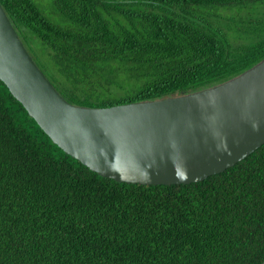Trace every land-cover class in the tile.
I'll return each instance as SVG.
<instances>
[{"label":"trees","instance_id":"obj_1","mask_svg":"<svg viewBox=\"0 0 264 264\" xmlns=\"http://www.w3.org/2000/svg\"><path fill=\"white\" fill-rule=\"evenodd\" d=\"M0 4L28 53L41 48L30 55L39 69L77 106L206 89L264 58V0ZM263 261L264 144L199 182L119 183L53 144L0 81V264Z\"/></svg>","mask_w":264,"mask_h":264},{"label":"water","instance_id":"obj_2","mask_svg":"<svg viewBox=\"0 0 264 264\" xmlns=\"http://www.w3.org/2000/svg\"><path fill=\"white\" fill-rule=\"evenodd\" d=\"M0 81L53 144L119 183L199 182L264 144V58L206 89L109 107L77 106L39 69L0 4Z\"/></svg>","mask_w":264,"mask_h":264},{"label":"rangeland","instance_id":"obj_3","mask_svg":"<svg viewBox=\"0 0 264 264\" xmlns=\"http://www.w3.org/2000/svg\"><path fill=\"white\" fill-rule=\"evenodd\" d=\"M33 40L37 41V40L34 39V38H33ZM37 42H38V41H37ZM41 47H42V46H41ZM31 48L33 49V53H34V54H35V52L37 53V55H36V54L34 55V54L31 53V51L29 50V53H30V55H31L32 57L35 58L36 56H40V49H41V48H38V47L36 46V44H35V46H32V45H31Z\"/></svg>","mask_w":264,"mask_h":264}]
</instances>
